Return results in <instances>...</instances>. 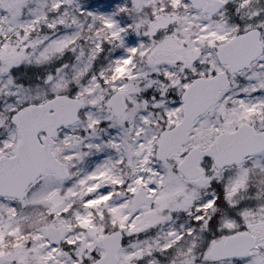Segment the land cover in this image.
I'll return each instance as SVG.
<instances>
[{"label":"snow or ice","instance_id":"snow-or-ice-1","mask_svg":"<svg viewBox=\"0 0 264 264\" xmlns=\"http://www.w3.org/2000/svg\"><path fill=\"white\" fill-rule=\"evenodd\" d=\"M0 264H264V0H0Z\"/></svg>","mask_w":264,"mask_h":264}]
</instances>
